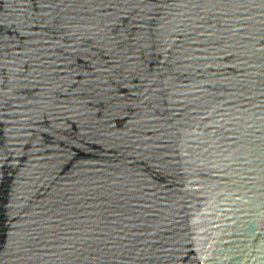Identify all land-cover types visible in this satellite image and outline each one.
<instances>
[{
    "label": "water",
    "instance_id": "obj_1",
    "mask_svg": "<svg viewBox=\"0 0 264 264\" xmlns=\"http://www.w3.org/2000/svg\"><path fill=\"white\" fill-rule=\"evenodd\" d=\"M0 264H264V0H0Z\"/></svg>",
    "mask_w": 264,
    "mask_h": 264
}]
</instances>
